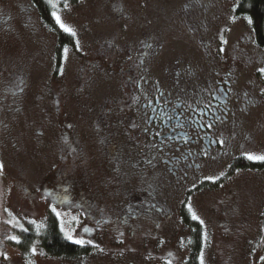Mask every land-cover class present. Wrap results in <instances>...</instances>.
Masks as SVG:
<instances>
[{
  "label": "rangeland",
  "instance_id": "1",
  "mask_svg": "<svg viewBox=\"0 0 264 264\" xmlns=\"http://www.w3.org/2000/svg\"><path fill=\"white\" fill-rule=\"evenodd\" d=\"M52 3L56 4L53 11L76 33L72 36L57 26L61 34L73 39L70 46L60 48L57 33L43 22L32 0H0V163L4 164L0 173V251L10 258L0 257V264H27L28 260L34 264H187L195 231L192 224L201 230L205 264H263L264 168L240 167L245 161L242 158L232 166L241 153L264 154V95H260L264 77L257 76V69L264 67V48L252 20L239 13L238 1ZM222 39L228 43L223 44ZM218 47H224V53H218ZM128 67L145 74L150 85L163 83L164 90L173 81L197 92L231 75L234 88L249 93L256 103L238 116L241 123L235 131L239 139L232 143L235 153L211 163L213 168H206L201 184L187 178L178 188L167 181L165 189L152 191L150 187V198L162 211L151 208L150 216H145L149 207H136L135 217L124 220L120 216L129 197L112 187L97 188L99 183H94L91 174L99 178L106 172L101 164L107 157L102 137H110L117 128L113 125L116 113L110 109L128 91L126 78L120 74V69ZM61 68L63 75L59 74ZM21 80L22 93L16 87ZM100 117L104 129L94 123ZM64 135L78 145L72 157L82 164L76 172H85L88 178L80 190L72 187L68 195L75 202L85 197L96 200L93 209L115 210L118 221L105 222L109 218L105 215L103 222H89L85 229L87 221L81 210L65 204L67 193L59 179L66 167L60 150ZM189 204L204 226L192 219ZM13 217L28 232L6 223ZM50 217L56 219L66 241L72 242L65 233L85 241L90 237L105 253L88 245V252L79 257L49 254L43 238ZM93 231L95 235L90 234ZM9 235H17L21 243L8 240ZM33 245L35 256L30 252Z\"/></svg>",
  "mask_w": 264,
  "mask_h": 264
},
{
  "label": "flooded vegetation",
  "instance_id": "2",
  "mask_svg": "<svg viewBox=\"0 0 264 264\" xmlns=\"http://www.w3.org/2000/svg\"><path fill=\"white\" fill-rule=\"evenodd\" d=\"M254 42L258 47L256 39ZM120 74L126 78L128 91L124 93L125 97L120 99L116 106L112 104L113 108L110 109L116 113L117 119L113 120V125L117 127L116 130L110 137H102L103 153L107 157L104 160L105 164L103 162L101 164L106 166V172L99 178L91 174V178L94 180L95 177L94 183H99L97 188L108 186L112 187L115 192L124 191L126 193V197H129L126 200L130 202L123 203L124 211L120 217L127 220L129 216L134 215L133 209L136 207H149V211L143 212L145 216H150L151 205H155L157 210L159 203L151 200V189L152 191L165 189L166 181L178 188L180 181L186 183L187 178L194 179L201 184L205 180L206 168H213L210 167L211 163L222 162L224 157L235 153L232 143L234 140L238 142L239 139L235 129L241 123L238 116L246 104L243 95L246 91L240 92L234 88V82L230 79L233 77L231 75L219 78L217 82L206 86L203 84L205 87L196 92L183 85L178 87L173 81L165 90L164 84L159 81H153L154 84L150 85L147 76L138 70L134 71L133 67L120 69ZM225 80L228 83H225ZM161 93L163 96L157 100L156 98L161 96ZM149 100L153 101L151 107H148ZM205 104L211 107L205 108ZM250 106L247 105V109ZM149 116L152 117L151 122L147 120ZM214 117L222 118L223 122L217 121L211 130L201 126L205 122L212 121ZM94 123L103 128L105 122L103 117H100ZM145 128L148 129L147 133L144 132ZM156 132L161 135L155 136ZM169 136L172 137L171 140L168 139ZM185 137L188 138L187 143L184 140ZM64 138L68 139L75 150L78 145L71 140V137L62 136L60 150L64 152L66 167L62 169L64 171L59 179L63 180L62 189L67 193L65 204L68 207L77 205L81 210V215L88 222V224L85 223V229H89V222L97 224L103 222L105 215L109 217L107 220L104 219L105 222L118 221L115 220V210L104 213L106 210L99 206L93 209L94 203H97L96 200H87L85 197L75 202L71 199L72 195H68L72 187L80 190L79 187L88 182V178L85 172H76L82 163L78 162L79 158H73L76 153L67 149L63 143ZM218 138L225 140L223 147L218 143ZM121 139L125 140V145ZM160 141L163 143L160 144ZM153 142L159 147H152ZM81 152H83L82 148ZM238 158L249 161L245 153H241L233 159L232 166L237 160L240 161ZM148 160H152L153 163L149 164ZM52 186L55 187L56 184ZM135 191L139 194L135 195ZM90 207L91 209L87 210ZM90 234L95 235V231ZM87 240H90V237ZM70 243L79 249H85L89 245L81 246Z\"/></svg>",
  "mask_w": 264,
  "mask_h": 264
},
{
  "label": "trees",
  "instance_id": "3",
  "mask_svg": "<svg viewBox=\"0 0 264 264\" xmlns=\"http://www.w3.org/2000/svg\"><path fill=\"white\" fill-rule=\"evenodd\" d=\"M63 2H75L77 0H62ZM238 1V9L240 14L248 16L253 22V28L258 36V41L264 48V0H236ZM34 7L40 13L43 22L57 33L60 40V48L65 45H72L73 39L70 36L61 34L55 23V20L51 16L53 8L48 0H32ZM243 168H264L263 165L258 164H247L245 161L241 162ZM185 221L189 223L190 221L185 218ZM192 228L195 229L193 235V246H191V255L187 264H199V255L201 251V230L198 225L192 224ZM43 248L49 254L56 257H79L88 249H79L70 242L66 241L61 235L58 227V223L55 218L50 217L47 222V229L43 238ZM264 264V263H263Z\"/></svg>",
  "mask_w": 264,
  "mask_h": 264
},
{
  "label": "snow or ice",
  "instance_id": "4",
  "mask_svg": "<svg viewBox=\"0 0 264 264\" xmlns=\"http://www.w3.org/2000/svg\"><path fill=\"white\" fill-rule=\"evenodd\" d=\"M48 2L51 4V6H52L53 8H56V4H55V3H52V0H48ZM197 2H198V0H197ZM64 7H68L67 3L64 4ZM186 7H187V5H186ZM51 16L53 17V19L55 20L56 25L59 27V29H60L61 31H63V32H65V33H69V34H71L72 36H75V35H76L75 31H73L70 27H68V26L65 24V22L62 20L61 16L58 14V12L53 11V12L51 13ZM249 22L251 23V21H249ZM141 43H144V42L142 41ZM222 43L226 45V44L228 43V41L225 40V39H222ZM110 46H111V45H110ZM145 47L151 49V48H152V45H151V44H145ZM76 49H77V51H80V50H81L78 41H77V44H76ZM224 51H225L224 47H218V53H224ZM64 53H65V59H66V58H67V49H66V48L64 49ZM128 58H129V60H131V59H132L131 55H129ZM257 72L260 74L261 77H264V67H259V68L257 69ZM59 74H60V75H63V68L60 69ZM178 75H179V74H178ZM142 79H143V78H142ZM225 83H228V81L225 80ZM22 84H23V80H21V81L16 85V87H17V89L19 90L20 93H22V92L24 91L23 87L21 86ZM157 90L159 91V89H157ZM4 91H10V89H4ZM15 94H16V92H13V95H15ZM243 95H244V97H245V102H246V104H245V107H244L242 110L246 112V111L248 110V109H247V105H254V104L256 103V99H255V98H249V93H247V92H245ZM260 95H264V88H261V89H260ZM162 96H163V93H161V96L157 97L156 99L159 100ZM213 98H215V97H213ZM152 103H153V101L149 100V102H148V107H151ZM56 104H57V107H58V106H59V101H57ZM204 107H205V108H209V107H211V105H209V104H205ZM153 111H155V109H153ZM204 115H207V113H204ZM169 119H171V117H169ZM147 120H148V122H151L152 117L149 116V117L147 118ZM217 121H219V122H221V123L223 122L222 118H220V117H214V119H213L212 121L205 122V124H203V125H201V126H202V127H206L207 129L211 130V129H213L214 124H215ZM69 127H71V125H69ZM134 127H136V125H134ZM147 131H148V129L145 128V129H144V132L147 133ZM160 135H161V133H159V132H156V133H155V136H160ZM168 139L171 140L172 137L169 136ZM184 140H185V142L187 143L188 138L185 137ZM63 143L66 145V147H67L68 150H70V151H75V149H74V148L72 147V145L69 143V141H68L67 138H64V139H63ZM162 143H163V141H160V144H162ZM218 143L223 147L224 144H225V140H224L223 138H218ZM152 147H159V145L156 144L155 142H153V143H152ZM205 155H207V153H205ZM245 156H246V158H247L249 161H254V162H256V161H258V162H264V154H259V155H257V154H253V153H251V152H246V153H245ZM147 162H148L149 164H152V163H153L152 160H148ZM133 167H135V165H133ZM3 171H4V164H3V163H0V173H2ZM207 179H209V180H213V182H215L214 179H213L212 177H208ZM151 207H152V208H155L156 206H155V205H151ZM157 210H158V211H162V210H160V209H157ZM5 211L8 212V215H9V216H12V213L9 212L8 209H5ZM52 211H53V212H56V209L53 208ZM188 212L191 213V217H192L193 220H197V221H199L200 225H201V226H204V221L199 219V217H198V216L196 215V213L193 211V209H192V207H191L190 204L188 205ZM56 215L59 217L60 213H59V212H56ZM6 223H8L9 225H11V226L14 227V228H19L20 231H22V232H25V233L28 232V229L25 228V227L23 226V224L20 223L19 219H16L15 217H13L11 220L6 221ZM31 223H35V221H32ZM61 231H63V227L61 228ZM65 235H66V238H67L68 240L72 241V243H74V244L81 245V246H83V245H85V244H89V245H91L93 248L98 249L100 253H105V249H103V248H101L99 245L95 244L92 240L85 241V240H83V239H73L72 235H70V234H68V233H65ZM119 235H120V237H123V236H124V232H120ZM6 238H7L8 240H10V241L15 242L16 244L21 243L20 238H19L17 235H9V236H7ZM207 240H208V237H207V233L205 232V233L203 234V241H204L205 245H206V243H207ZM120 242L122 243L123 240H121ZM189 243H191V241H189ZM181 244L183 245V241H181ZM30 252H31L32 256H35V255L37 254V249H36V247H35L34 245H33V247L30 249ZM121 254H122V253H121ZM169 255H171V253H170ZM0 257H3L4 260H9V259H10L9 256L7 255V253H5V252H3V251H0ZM261 260H264V257H261ZM27 264H34V261H32V260H28V261H27ZM169 264H171V261H169ZM199 264H205L203 248L201 249V252H200V255H199Z\"/></svg>",
  "mask_w": 264,
  "mask_h": 264
}]
</instances>
